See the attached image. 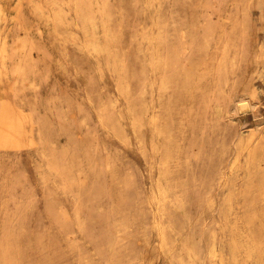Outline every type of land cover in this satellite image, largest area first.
<instances>
[{
    "label": "rangeland",
    "instance_id": "374dc122",
    "mask_svg": "<svg viewBox=\"0 0 264 264\" xmlns=\"http://www.w3.org/2000/svg\"><path fill=\"white\" fill-rule=\"evenodd\" d=\"M0 264H264V0H0Z\"/></svg>",
    "mask_w": 264,
    "mask_h": 264
},
{
    "label": "bare ground",
    "instance_id": "6f19581e",
    "mask_svg": "<svg viewBox=\"0 0 264 264\" xmlns=\"http://www.w3.org/2000/svg\"><path fill=\"white\" fill-rule=\"evenodd\" d=\"M24 47V46H23Z\"/></svg>",
    "mask_w": 264,
    "mask_h": 264
}]
</instances>
